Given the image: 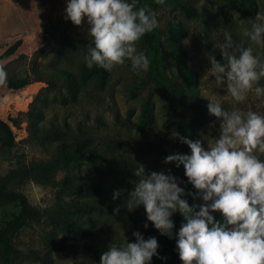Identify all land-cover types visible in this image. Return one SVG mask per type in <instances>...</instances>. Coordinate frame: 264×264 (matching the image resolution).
<instances>
[{
  "label": "rangeland",
  "instance_id": "rangeland-1",
  "mask_svg": "<svg viewBox=\"0 0 264 264\" xmlns=\"http://www.w3.org/2000/svg\"><path fill=\"white\" fill-rule=\"evenodd\" d=\"M255 1L257 13H264V0ZM67 2L0 0V55L11 43L19 41L18 48L10 57L0 59V66L5 68L7 80L25 78L30 82L16 91L0 87V120L9 126L16 143L10 153L0 154V176L16 161L45 159L39 148L24 142V113L30 103L43 111L44 119L39 124L41 128L62 132L66 142L76 138L87 139L102 160L95 164H83L76 177L87 184L98 185L100 192L94 197L76 199L94 207L93 212L80 217L82 226L89 228L94 236L70 240L42 222H32L14 236L12 243L22 253L37 251L41 256L45 253L42 237L50 234L63 242L66 248L62 252H49V264H72L81 257L83 261L80 264H99L101 253L110 244L121 246L125 243L124 237L127 242H135L132 233L145 229L143 225L147 221L142 206L128 211L125 207L126 192L120 198L112 199V193L117 189L132 190L137 179L133 175L137 164H143L149 172L171 170V174L181 181V187L188 183L182 166L176 168L163 162L167 155L176 151L175 141L169 138L175 128L153 79L151 56L140 41L138 51L150 60L147 72L137 74L131 70L130 62H126L124 66L109 71L103 90L98 91L94 81L90 80L80 85L74 104L61 106L58 103L64 93L63 84L60 78L50 77L48 73L63 70L80 80L86 46L91 43L86 22L76 27L65 19ZM180 5L193 7L197 15L194 18L183 15ZM145 6L155 11L157 16L159 26L150 33L157 36L158 60L167 79L175 82L187 72L195 73L196 92L204 101L221 99L226 110L239 108L264 114V97L258 98L253 92L249 93L246 101L236 104L223 89L216 87L207 72L210 68L208 54L222 61L219 45L224 41L225 32L232 35L235 44L243 42V46L249 45L243 30L250 28V21L256 16L248 18L239 15L228 6V0H165L164 5L151 0ZM254 51L264 58V46H254ZM181 53L184 55L180 57ZM35 71L47 74L39 75V81H34ZM45 80H51L54 86L47 87ZM260 86H264V80H261ZM142 107L153 118L150 126H142ZM218 129L217 119L209 121L197 129L195 140L203 139L206 148V142H211ZM61 177V173L52 174L46 186L26 181L17 190L25 195L33 208L44 209L57 200L69 201L75 197L59 190L56 183ZM200 203L201 200L193 199V204ZM116 207H120V212L113 216ZM17 210L15 203L0 207V227ZM148 228L154 229L151 224ZM11 264L42 263L20 257Z\"/></svg>",
  "mask_w": 264,
  "mask_h": 264
},
{
  "label": "clouds",
  "instance_id": "clouds-1",
  "mask_svg": "<svg viewBox=\"0 0 264 264\" xmlns=\"http://www.w3.org/2000/svg\"><path fill=\"white\" fill-rule=\"evenodd\" d=\"M139 0H68L65 19L80 27L85 22L91 43L86 46L84 62L91 70L98 67L111 71L130 62L137 74L147 72L149 58L137 49L147 33L158 28L155 11L138 7ZM164 5L165 0H155ZM243 35L248 46L235 44L232 35L224 33L219 45L222 61L207 55L212 81L236 104L247 100L249 93L264 97V58L255 54L254 46H264V13H257ZM7 72L0 66V87H7ZM207 111L219 121L218 134L211 142L190 140L175 129L169 138L187 145L189 154L171 153L165 164L183 167L187 183L195 190L186 192L171 170L146 171L137 164V179L131 191L117 189L116 200L127 193L125 207L134 211L143 207L149 224L161 236L175 239L181 264H264V114L225 110L221 99H207ZM185 196L202 203L189 205ZM120 207L113 209L118 215ZM218 213L221 219L214 216ZM183 217L174 233L173 215ZM135 242L121 246L110 244L100 255L99 264H151L159 257L155 237L132 233ZM83 258H78L80 264ZM94 264V262H89Z\"/></svg>",
  "mask_w": 264,
  "mask_h": 264
},
{
  "label": "trees",
  "instance_id": "trees-1",
  "mask_svg": "<svg viewBox=\"0 0 264 264\" xmlns=\"http://www.w3.org/2000/svg\"><path fill=\"white\" fill-rule=\"evenodd\" d=\"M15 1V0H11ZM151 0H139L138 7L145 6ZM228 6L241 16L254 18L257 15L258 7L255 0H228ZM179 10L183 15L194 18L197 13L193 7L180 5ZM182 36L183 33H180ZM142 46L146 48L151 56V67L153 79L157 91L163 100V106L169 114L171 124L182 136L190 140H195L196 131L209 121L216 118L207 111V103L197 95L195 80L196 74L187 72L181 80L172 81L167 79L162 71L158 60L157 36L154 33H147L140 40ZM19 41L11 43L0 55V59L10 57L18 48ZM184 55L180 54V57ZM42 73L35 71L36 80ZM50 77L61 79L64 93L60 96L58 103L61 106L74 104L77 101L80 85L90 80L94 81L95 88L101 91L105 88L109 71L93 67L89 70L85 62L80 67V80L73 74L56 70L48 73ZM30 82L28 79L8 80L6 88L8 90H20ZM47 87H53L51 80H45ZM43 104L44 100L41 101ZM226 110V105H223ZM26 123V137L24 142L39 148L44 154V160H33L29 162L16 161L14 166L8 169L5 174L0 176V207L15 203L17 213L7 220L0 227V264H11L14 260L22 257L40 261L42 264H49L51 251L62 252L66 245L52 237L50 234L42 237V247L45 250L43 255L37 251L22 253L13 246L14 236L32 222H42L45 225L58 230L65 238L70 240L89 239L94 233L82 226L80 217L93 212L94 207L76 199V197H94L100 192L98 185L87 184L78 179L76 174L80 167L87 164H95L102 160L99 153L90 147L87 139L76 138L70 142L63 139V133L56 129H44L39 126L43 121L44 115L41 108L34 107L32 103L28 105L24 113ZM142 126H150L153 122L151 114L146 108L141 109ZM16 146L13 134L9 126L0 120V154L10 153ZM175 153L189 154L187 145L175 140ZM61 173V179L56 183L61 192L75 196L73 199L57 200L52 205L44 208H33L25 195L18 191L24 182L31 181L35 184L46 186L49 184L50 176L54 173ZM186 192H192L190 184L184 185ZM189 205L193 204L192 196H185ZM217 220L220 215H214ZM175 228L174 233L178 232L183 217L175 214L172 217ZM145 239L155 237L159 243L158 254L160 258L153 257L151 264H181L178 253L175 249V239L161 236L158 231L147 228L139 231Z\"/></svg>",
  "mask_w": 264,
  "mask_h": 264
}]
</instances>
